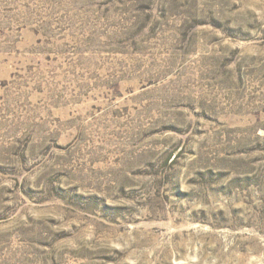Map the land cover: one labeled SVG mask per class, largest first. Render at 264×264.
Returning a JSON list of instances; mask_svg holds the SVG:
<instances>
[{
  "label": "rangeland",
  "instance_id": "rangeland-1",
  "mask_svg": "<svg viewBox=\"0 0 264 264\" xmlns=\"http://www.w3.org/2000/svg\"><path fill=\"white\" fill-rule=\"evenodd\" d=\"M0 264H264V0H0Z\"/></svg>",
  "mask_w": 264,
  "mask_h": 264
}]
</instances>
